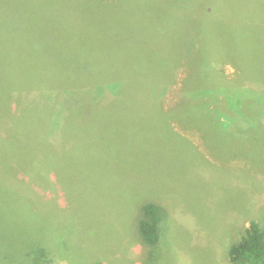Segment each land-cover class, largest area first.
<instances>
[{"label": "rangeland", "instance_id": "rangeland-1", "mask_svg": "<svg viewBox=\"0 0 264 264\" xmlns=\"http://www.w3.org/2000/svg\"><path fill=\"white\" fill-rule=\"evenodd\" d=\"M164 78L167 110H136ZM102 83L127 112L73 110ZM245 95L264 103V0H0V264H232L264 226V108L226 130Z\"/></svg>", "mask_w": 264, "mask_h": 264}, {"label": "trees", "instance_id": "trees-1", "mask_svg": "<svg viewBox=\"0 0 264 264\" xmlns=\"http://www.w3.org/2000/svg\"><path fill=\"white\" fill-rule=\"evenodd\" d=\"M213 69L214 66H211L209 73L211 75V81L205 82V84L209 85L210 89L215 90L217 88V80L223 82V79L218 78L213 72ZM173 80L174 79L169 80V78H164L159 84L160 91L158 92L153 90L152 86H150L149 92H151L149 95H146V93L144 98H142V96L138 97L131 90H128V93L132 97L129 100L136 110H167L163 105V97ZM238 84L241 86L245 85L243 83ZM107 87L108 85L102 83L101 88H98V90L96 89L97 95H100L96 100L88 90V84H82L80 97H77L75 100L73 110L107 111L109 112L107 117H111V114L117 112L129 110L118 100L119 92L116 93L110 90L112 92V94H110ZM198 91L208 93L209 88L203 85L195 86L190 82L184 85V94L186 96L188 94L190 98L193 93L200 96ZM247 102H249L248 106ZM253 104H258L260 107L264 108V103H256L255 100H250V96L247 95H245V97H240V99L236 101V105L232 106L231 110H236L235 117L237 123L232 125V127L226 128L228 136L231 137L232 135L235 138L241 137L240 139H245L252 133L250 128L252 124H255L254 113H256L253 111L255 110L252 107ZM243 110H246V112L244 113ZM260 123L263 125L264 117L260 118ZM129 146L132 149V154L135 149L141 147L137 146V148H135V145L130 144ZM145 147L148 146H144V148ZM102 156H107V154L104 155L102 153L99 158ZM145 214L146 217L139 225L140 231L146 242L155 244L159 240L160 207L154 203H148L145 205ZM229 257L232 264H264V226L258 219H251L249 221V226H247L244 235L230 246Z\"/></svg>", "mask_w": 264, "mask_h": 264}]
</instances>
